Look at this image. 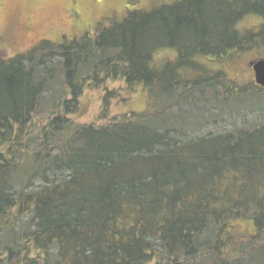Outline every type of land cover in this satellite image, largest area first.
<instances>
[{
    "label": "trees",
    "instance_id": "16d2710c",
    "mask_svg": "<svg viewBox=\"0 0 264 264\" xmlns=\"http://www.w3.org/2000/svg\"><path fill=\"white\" fill-rule=\"evenodd\" d=\"M179 2L0 56V264H264V124L200 135L198 119L186 125L171 108L220 89L219 70L177 72L193 56L225 62L264 42V0ZM252 15L255 29L240 30ZM163 48L175 61L157 68ZM108 80L141 86L146 108L77 122L85 88H102L106 118ZM227 90L239 103L264 88ZM239 220L252 232L234 239Z\"/></svg>",
    "mask_w": 264,
    "mask_h": 264
},
{
    "label": "rangeland",
    "instance_id": "374dc122",
    "mask_svg": "<svg viewBox=\"0 0 264 264\" xmlns=\"http://www.w3.org/2000/svg\"><path fill=\"white\" fill-rule=\"evenodd\" d=\"M179 1L182 0H0V56L10 57L23 53L30 50L41 39L58 43L62 34L67 35L68 38L72 35L87 34V32L94 31L100 24L108 26L113 21L118 22L127 11L132 9L150 10L166 4L180 3ZM71 3L80 15L79 21L72 24L69 22L67 14ZM258 20L257 16H246L239 23V29L254 30L253 26L258 23ZM261 22L264 25V18H261ZM214 27L215 24L209 25L208 30L211 31ZM213 37L216 39V36ZM175 55L172 48H163L154 54L153 61L159 68L166 62L174 63ZM262 56H264V42L261 43L259 40L249 41L245 50L225 62H223V58L196 54L191 61L194 67L181 66L182 68L177 72L182 76L185 74L183 78L186 80L196 81L204 78L206 74H212L213 77L215 75L213 72L219 70L222 75L220 82L218 81L221 85L220 89L216 93L211 92L208 86H203L204 101L197 100L201 99L198 94L191 95L195 102L189 101L187 104L180 102L183 99L179 100L176 97L174 100L177 103L176 107H171L172 115L186 125L192 124V119H198L201 127L195 134L200 135L208 132L215 134L236 130L250 124L253 126L263 125L264 90H260L257 95L246 91L243 100H241L242 103H237L235 97L230 98L231 95L226 94L228 86L240 88L252 86L249 66L251 62ZM201 68L203 69L201 70ZM105 85L108 89L117 90V94L112 98L105 111L106 118H100L101 95L104 92L102 88H85L79 99L81 112L75 117L77 122L103 124L108 122L112 115L120 116L132 111L142 112L146 108V95L141 86H137L133 91L127 93L120 80H108ZM175 92L177 93L178 90ZM188 93L189 91L183 93L184 98ZM175 96L174 94L172 98ZM224 98L227 99L226 104L223 102ZM216 99L217 101H215ZM156 103H158V99ZM162 104L163 102L160 101L157 105L159 110L162 108ZM214 105L217 110L212 109V113H206L204 111L207 109H202V106L212 108ZM48 114V111L39 110L34 116L38 122H41ZM258 135L264 136V132ZM251 232L252 226L248 222L239 220L233 223L232 236L234 239Z\"/></svg>",
    "mask_w": 264,
    "mask_h": 264
},
{
    "label": "water",
    "instance_id": "95a60500",
    "mask_svg": "<svg viewBox=\"0 0 264 264\" xmlns=\"http://www.w3.org/2000/svg\"><path fill=\"white\" fill-rule=\"evenodd\" d=\"M250 66L254 73V82L258 86L264 87V58L251 62Z\"/></svg>",
    "mask_w": 264,
    "mask_h": 264
},
{
    "label": "flooded vegetation",
    "instance_id": "af4514ba",
    "mask_svg": "<svg viewBox=\"0 0 264 264\" xmlns=\"http://www.w3.org/2000/svg\"><path fill=\"white\" fill-rule=\"evenodd\" d=\"M67 14L69 16V22L72 24V23H76L79 21V14L78 12L75 10V8L73 7V3H71V7L67 10ZM249 70H250V77L252 79V82L253 84L254 83V73H253V70L251 67H249Z\"/></svg>",
    "mask_w": 264,
    "mask_h": 264
}]
</instances>
